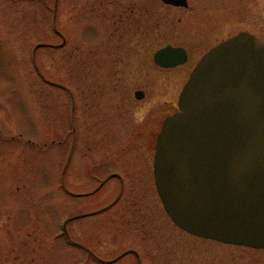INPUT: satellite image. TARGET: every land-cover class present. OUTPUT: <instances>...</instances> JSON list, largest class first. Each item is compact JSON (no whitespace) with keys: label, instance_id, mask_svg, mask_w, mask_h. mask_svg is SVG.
I'll use <instances>...</instances> for the list:
<instances>
[{"label":"rangeland","instance_id":"obj_1","mask_svg":"<svg viewBox=\"0 0 264 264\" xmlns=\"http://www.w3.org/2000/svg\"><path fill=\"white\" fill-rule=\"evenodd\" d=\"M189 6L162 0H0V264H264V247L180 228L160 195L157 205L149 199V186H136V198L127 193L106 213L74 217L90 202L76 191L94 186L84 166L76 167L88 157L90 117L100 113L101 100H111L109 111L127 117L134 107L157 105L153 114L160 126L159 107L178 101L189 69L155 68L157 49L168 43L188 46L197 61L229 34L248 30L264 38V0H190ZM95 18L122 20L131 29L142 23L141 50L134 57L123 58L122 40L115 42L107 31L109 42H96V55L110 52L105 67L127 60L125 70L117 69L119 79L98 74L105 65L101 56L92 75L87 36ZM129 34L133 43L135 31ZM136 86L146 87L140 103L134 99ZM75 125L77 162L71 160ZM102 140L96 136V145ZM105 195L91 200H99L94 206L113 197Z\"/></svg>","mask_w":264,"mask_h":264},{"label":"water","instance_id":"obj_2","mask_svg":"<svg viewBox=\"0 0 264 264\" xmlns=\"http://www.w3.org/2000/svg\"><path fill=\"white\" fill-rule=\"evenodd\" d=\"M154 58L161 66H176L187 52L168 44ZM195 66L179 96L180 109L166 118L157 137L160 198L170 218L190 233L262 248L264 39L241 31Z\"/></svg>","mask_w":264,"mask_h":264},{"label":"flooded vegetation","instance_id":"obj_3","mask_svg":"<svg viewBox=\"0 0 264 264\" xmlns=\"http://www.w3.org/2000/svg\"><path fill=\"white\" fill-rule=\"evenodd\" d=\"M189 5H190V0ZM56 3L59 4L60 0H56ZM187 6L184 8L190 9L192 6ZM105 15V14H104ZM108 21L107 22H105ZM113 20V21H112ZM89 22V32H88V41L91 42L92 45V54H93V65H92V75L96 74V68L98 66H95V64L98 62L96 58H100L102 63L105 64L103 66L104 70H101L98 72L100 75H104L105 72L109 75L114 74L116 75V72H120L117 69H122L126 66L127 60H121V62H116V60L113 61V65L106 66L108 63L109 57H111L110 52L108 49H103L101 55H96L95 50H98L99 48L97 46V40L101 39L103 42H109L108 36L113 38L115 42H119L120 39L122 40V48L121 45L116 43V46L122 49L123 51V58H127V56L134 57L136 56V53L140 52L141 50V28L142 23H134L133 29L128 28L126 26V23H121L122 20H115L110 18H105L103 22H97V18L90 20ZM121 21V22H120ZM131 29V30H130ZM135 31L136 40L132 43L131 34L129 36L127 35V32ZM108 32V36L104 37V33ZM138 33V34H137ZM234 35V34H233ZM232 34H229L226 38H229L233 36ZM139 37L140 40H137ZM224 38V39H226ZM222 39V40H224ZM222 40H218L215 42V44H218ZM169 44V43H168ZM172 44V43H171ZM215 44L210 45L205 51L204 54L211 49V47H214ZM167 45V44H166ZM175 45V44H173ZM106 46V45H105ZM176 46H183V45H176ZM186 49L187 52V60L179 65L176 66H170V67H164L156 63L155 61V53L154 52L152 57V62L157 69H161L163 71H170V70H179L183 66H188L189 69V77L192 73L193 69L195 68V65L199 62L201 57L194 61L192 59V51L188 46H183ZM149 57V56H148ZM150 61V60H149ZM148 61V62H149ZM100 62V61H99ZM131 63V62H130ZM141 63H138L135 65V69L137 70L140 68ZM110 67V69H109ZM187 69V70H188ZM125 70V68L123 69ZM124 72V71H123ZM188 77V78H189ZM187 78V80H188ZM115 79H119L116 75ZM114 80V79H113ZM185 81V83L187 82ZM113 82V81H112ZM114 87L118 86L117 82H113ZM126 84V83H125ZM102 85L106 88L110 87V82H107L103 80ZM185 85V84H184ZM183 85V86H184ZM146 88V87H144ZM143 88V86H136L135 91V100L140 103L146 99V91ZM142 95L140 97L137 96V94ZM180 96V95H179ZM101 109L102 111L98 110L100 113H91V123L92 126L90 129V133L92 136V144L89 146V150L87 151V158L85 161L81 164V162L78 163L76 169L80 168V166H84L83 169L87 171V179L90 183H93V185H90V187L87 190L82 191H76V195H84L87 197V199H90V202H87L88 206L81 207L83 210L79 212L78 215L74 216L75 218L79 217L80 215H85L86 217H93L97 216L103 213H106L107 211L113 209L115 206H117L122 199L125 198V195L127 193L129 194V197L136 198V194L133 197V191H135V187L138 185H142L144 187L149 186V193L151 201L154 200V204L157 205L158 202V188H157V178L155 174V158H156V152H157V142H158V136L162 129V126L164 124L165 119L170 116L171 114L175 113L179 109V99L175 103V101L167 102L166 104H163V108L161 111V115H163V120L161 122V125L159 126V121L157 118V115L153 114V112H157L155 109L157 108V105H151L145 106L142 104V106L131 109V117H127V115H121L119 113H111L107 106L111 105L109 101L106 99L101 100ZM137 103V104H138ZM98 104H92L94 107ZM136 105V104H135ZM94 111V110H92ZM151 115L148 116V112H151ZM150 117V118H149ZM100 136L102 138L101 146H97V142L95 141L96 136ZM109 135L113 136L110 137ZM73 149H72V157L71 160L74 161L76 159V162L78 158H76L77 153V143H78V129L77 125L74 126V140H73ZM79 173V171H78ZM105 189V190H104ZM106 191L105 197L108 198V196H113L111 200L108 202H103L98 206H94L95 202H92L94 198L98 199L102 196V193ZM144 199H147L146 194L142 195ZM141 198V199H143ZM154 205V206H155ZM133 252V251H132ZM125 254H120L117 259H120ZM136 255L138 259L140 260V254L136 251ZM114 260V259H113ZM140 262V261H139ZM141 263V262H140Z\"/></svg>","mask_w":264,"mask_h":264}]
</instances>
